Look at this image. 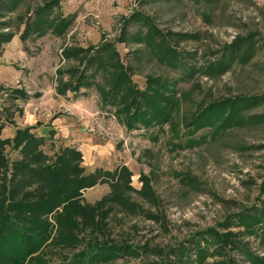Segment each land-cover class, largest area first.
Wrapping results in <instances>:
<instances>
[{
	"label": "rangeland",
	"instance_id": "rangeland-1",
	"mask_svg": "<svg viewBox=\"0 0 264 264\" xmlns=\"http://www.w3.org/2000/svg\"><path fill=\"white\" fill-rule=\"evenodd\" d=\"M12 1L0 0V35H14L0 45L2 139L11 136L16 123L35 119L32 132H46L48 164L71 141L83 154L86 173L120 167L132 172L135 191L108 200L107 228L99 225L91 239L134 251L106 264H189L184 248L197 238L205 257L197 249L190 264H264V0H60L52 16L73 19L68 34L55 37L50 28L25 41L26 24L46 0H20L9 11ZM238 37L254 43L250 63H234L227 74L208 76L206 68L227 55ZM105 44L119 52L139 91L162 84L157 98L165 113L171 111L167 124L129 129L127 109L125 114L119 110L130 104L133 112L140 104L130 103L133 97L125 99L124 93L113 103L103 98L102 88L111 91L114 71L109 67H90L86 76L89 82L95 76L94 83L79 94L56 95L60 78H70L58 70L80 68L79 61L64 59V49ZM11 88L29 92L28 107L13 96L1 101L5 90L14 94ZM240 97L248 100L232 119L227 120V111L216 110L206 128L189 125L213 102ZM55 119H73L76 137L56 133L50 139L48 124ZM94 139L99 144L90 151ZM18 152L11 145L6 149L10 159ZM5 174L2 169L0 187ZM143 176L148 180L142 182ZM110 192L108 184H98L83 192V203L95 206ZM62 242L71 247L47 249L45 259L35 256L26 264H58L85 245L72 236ZM171 248L181 255L170 254Z\"/></svg>",
	"mask_w": 264,
	"mask_h": 264
},
{
	"label": "trees",
	"instance_id": "trees-1",
	"mask_svg": "<svg viewBox=\"0 0 264 264\" xmlns=\"http://www.w3.org/2000/svg\"><path fill=\"white\" fill-rule=\"evenodd\" d=\"M19 1L13 0L9 11H12ZM59 3L60 0H46L42 7H38L35 10V19H30L26 24L21 39L25 41L32 33H39L40 37L44 36L49 33L50 28H52L55 37L67 35L73 19L52 16L54 8H57ZM13 36L12 33L1 34L0 45L10 42ZM65 49L64 59L72 60L75 63L79 61L80 68L58 70V74L61 76L65 73L70 75L68 82L63 81L62 77L60 78L58 94L63 96L68 92L79 94L82 89L89 88L94 83L91 79L95 76L89 77L90 82L86 76L90 67L94 66L95 68L96 66V70L97 67L100 70L109 67L114 71L111 75V91L105 93V89L102 88L103 98L113 103L119 96L118 94L124 93L125 99L133 97L130 103L140 104L133 112L128 110L130 104H126L119 110L120 113L125 114L127 109L128 116L125 114L124 119L129 129L138 125L144 126V128H149L152 125H165L172 118L171 111L165 113L160 107V99L157 98L161 90L164 89L162 84H156V88L139 91L132 84L131 69L125 67L119 57V52L112 50V46L109 44L102 45L97 49L73 47ZM172 49L174 54L178 53L176 48ZM228 49L227 55L206 68L205 73L208 76L215 73L219 76L227 74L234 63L249 64L256 53L254 43L244 37H238L228 46ZM105 54L106 57H103ZM150 83L153 84L152 80L148 79V84ZM172 92L175 91L172 90ZM12 93L18 94V98L28 97L23 90H13ZM140 99L144 106L139 101ZM247 100L245 97H240L213 102L204 107L189 125H194L198 131L206 128L215 121L212 119L216 110L227 111L229 113L227 120H230L234 117L236 109L245 104ZM177 102L178 100H175V104ZM8 123H12V121ZM4 128L3 114L0 112V171L5 169L6 172L5 183L0 187V209H2L0 264H26L28 261L34 260L35 256L38 259H45L44 251L47 249L71 247L65 244L66 242H62V239L70 236L76 243L85 242V245L71 258H62L58 264H106L112 259L131 254L134 251V248L129 245L124 247L123 244L120 246L119 244L99 243L91 239L98 227L107 228L104 205L108 200H120L124 191H135L131 181L133 175L130 170L120 167L113 172L96 169L92 173H86L82 166L83 154L73 147L60 148V151L54 155L55 162L50 165L48 164L50 158L43 150L48 140L45 136H38L32 132L33 127H28L18 129L14 139H2ZM55 134V131H50L49 138L52 139ZM10 145L13 150L20 153L15 159H10L6 155V149ZM9 171L10 177L8 178ZM141 180L144 182L148 179L143 176ZM98 184H108L110 195L95 206L84 204L83 192ZM57 228L60 233L58 237H56ZM189 243L196 245V247L189 245V248H184L185 259L190 264V261L192 263V254H196L197 249L199 251L198 247L201 242L197 238ZM169 252L181 255L178 249L171 248ZM198 254L204 259L205 254L201 250ZM158 255L160 256V253ZM249 257L252 260L255 259L253 255ZM179 258L183 261L182 257L179 256Z\"/></svg>",
	"mask_w": 264,
	"mask_h": 264
},
{
	"label": "crops",
	"instance_id": "crops-1",
	"mask_svg": "<svg viewBox=\"0 0 264 264\" xmlns=\"http://www.w3.org/2000/svg\"><path fill=\"white\" fill-rule=\"evenodd\" d=\"M12 89H14V88H11L10 93L13 92ZM16 90H23V88H17ZM5 91H6V93L7 92L9 93V90H5ZM23 91H25V90H23ZM25 92L28 95V97L24 99L26 101H22L21 98H18V94H15V93L13 95L12 94L7 95L8 93L7 94L2 93L4 95H2V98L3 99L1 101H3L4 98L12 97L13 96L15 98V100H17V102L19 103V105H23V106L28 107L29 105L28 104L26 105V103H28V101L30 100V95H29V92H27V91H25ZM56 93H58L57 90H56ZM68 94H70V92H68ZM68 94H67V96H68ZM36 95L40 96L39 94H36ZM56 95L59 96V97H61V96L62 97H65L66 96V95L63 96V95H60V94H56ZM27 112L29 114L31 113V112L28 111V109H27ZM32 121H35V119H33V120H27V121L23 120L20 123L19 122L16 123L15 130L11 132L12 134H11V136L8 139H14L15 134H16V131L18 129H25V128H28V127H33L32 124H30ZM74 122L75 121L73 119H67V120L66 119H62V120L61 119H55V120H52L48 125H51L49 127V129L51 131H55V133H57L58 137H60V138L61 137L73 138V137H76V127H77V126H75V123ZM45 134H46V132H44V134L43 135H40V136H46ZM98 144H99L98 141L97 140L95 141V139H94L93 142H92V144H91V146L88 149L90 151H92L93 148H96L98 146ZM72 145H75V144L71 143V141H70V144H68L67 147H72Z\"/></svg>",
	"mask_w": 264,
	"mask_h": 264
}]
</instances>
